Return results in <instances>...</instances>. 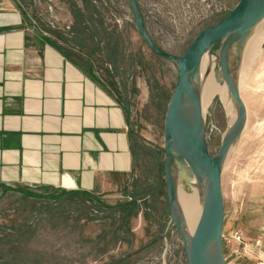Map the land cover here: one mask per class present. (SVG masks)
<instances>
[{"label":"rangeland","instance_id":"obj_1","mask_svg":"<svg viewBox=\"0 0 264 264\" xmlns=\"http://www.w3.org/2000/svg\"><path fill=\"white\" fill-rule=\"evenodd\" d=\"M13 1L34 32L121 107L133 161L130 173L90 192L0 184V264H187L176 230L168 227L164 183L163 124L175 64L148 49L127 0ZM238 2L136 0L152 42L175 56ZM260 49L234 65L246 120L220 178L225 264H264V43ZM226 100L216 94L203 112L211 156L229 123ZM235 232L242 242L232 239Z\"/></svg>","mask_w":264,"mask_h":264},{"label":"crops","instance_id":"obj_2","mask_svg":"<svg viewBox=\"0 0 264 264\" xmlns=\"http://www.w3.org/2000/svg\"><path fill=\"white\" fill-rule=\"evenodd\" d=\"M132 161L121 107L0 0V184L90 192Z\"/></svg>","mask_w":264,"mask_h":264},{"label":"water","instance_id":"obj_3","mask_svg":"<svg viewBox=\"0 0 264 264\" xmlns=\"http://www.w3.org/2000/svg\"><path fill=\"white\" fill-rule=\"evenodd\" d=\"M127 1L134 28L148 49L154 55L174 63L177 69L175 88L169 98L163 124L168 227L172 226L176 230L184 247L187 264H225L222 253L224 211L220 178L223 161L229 149L238 141L246 120L245 107L234 80V65L240 58V51L234 49V45L243 44L250 30L264 19V0H239L223 20L200 32L182 56L160 50L146 32L136 0ZM218 52L221 55L216 65V73L234 102L236 118L230 132L222 138L218 152L211 156L206 146L204 118L199 113L197 123L192 124L191 117L184 110V98L190 97L193 109H198L200 93L195 69L206 53L216 57ZM230 56L234 71L232 77L225 71ZM173 163L178 167H187L188 177H195L199 170L205 178V194L192 233L176 219L179 206L177 188L171 179Z\"/></svg>","mask_w":264,"mask_h":264},{"label":"bare ground","instance_id":"obj_4","mask_svg":"<svg viewBox=\"0 0 264 264\" xmlns=\"http://www.w3.org/2000/svg\"><path fill=\"white\" fill-rule=\"evenodd\" d=\"M263 25L264 19H262L250 30V33L243 44L238 46L234 45V49L240 51L242 66L244 65L247 57L252 58L256 53L260 52V48L264 43ZM261 26L263 30L262 32H258ZM220 55L221 52H218L216 57L209 56L207 53L203 56L200 65H198L195 69L200 93L199 107L197 110L193 109L190 97L185 96L184 110L191 117V123L195 125L197 123L198 114L200 113L203 118V112H205L212 98L216 94H218L219 97L221 96L223 101L227 99L225 102L229 123L223 133V137H225L230 132L236 118V109L233 100L228 96L225 86L219 81L216 73V65ZM231 58L232 57L230 56L228 61L229 63L225 67V71L232 77L234 71L231 66ZM235 144L236 143H234L229 149L228 154L223 161L222 169ZM187 174H189L187 167H178L174 163L172 164L171 179L177 188V200L179 206V211L176 213V219L181 226H184L188 232L192 233L204 198L206 183L204 176L199 170L197 171V175L195 177L192 175L191 177H188Z\"/></svg>","mask_w":264,"mask_h":264},{"label":"built area","instance_id":"obj_5","mask_svg":"<svg viewBox=\"0 0 264 264\" xmlns=\"http://www.w3.org/2000/svg\"><path fill=\"white\" fill-rule=\"evenodd\" d=\"M232 239L235 241V242H242L243 240V237H242V234L240 232H235L233 235H232ZM223 240V238H222Z\"/></svg>","mask_w":264,"mask_h":264}]
</instances>
